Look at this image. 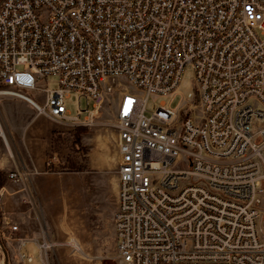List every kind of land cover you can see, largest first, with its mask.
<instances>
[{
	"label": "built area",
	"instance_id": "built-area-1",
	"mask_svg": "<svg viewBox=\"0 0 264 264\" xmlns=\"http://www.w3.org/2000/svg\"><path fill=\"white\" fill-rule=\"evenodd\" d=\"M190 69L189 99L147 116ZM72 94L90 118L116 109L123 264H264V0H0V97L92 123L69 118ZM31 176L20 164L7 178L34 208Z\"/></svg>",
	"mask_w": 264,
	"mask_h": 264
},
{
	"label": "rangeland",
	"instance_id": "rangeland-1",
	"mask_svg": "<svg viewBox=\"0 0 264 264\" xmlns=\"http://www.w3.org/2000/svg\"><path fill=\"white\" fill-rule=\"evenodd\" d=\"M194 72L188 70L175 97L151 96L147 102V116L160 104L177 109L189 99L193 89ZM55 77L48 78L51 88H56ZM20 102L21 106H12ZM72 94L66 100L70 119L80 116L92 123L74 126L56 123L46 118L39 121L38 113L31 106L16 98L0 97V116L6 131L29 134L30 159L35 162L45 158L46 167L40 173L29 171L19 161V149L9 137L8 149L18 166L22 164L32 173L30 192L36 207L24 203L26 192L22 184L9 182L2 194L0 205L8 207V199L17 197L21 214H27V223L14 221L20 232L10 235L7 226H0V264H29L20 260V253L30 254L32 264H123L116 245L114 214L118 206V132L116 129V109L113 103L106 102L94 117L90 118L93 102ZM27 106V108H26ZM52 127V144L47 145L44 130ZM12 152L10 150V147ZM8 154L0 140V158ZM107 165L97 167L102 160ZM56 157V158H55ZM53 161L51 166L48 163ZM16 170V169H14ZM13 170V171H14ZM262 212L261 229L264 235V201L259 205ZM4 231L5 237L1 235ZM21 239V241H20ZM23 244L25 246L21 247ZM22 248V249H20Z\"/></svg>",
	"mask_w": 264,
	"mask_h": 264
},
{
	"label": "crops",
	"instance_id": "crops-1",
	"mask_svg": "<svg viewBox=\"0 0 264 264\" xmlns=\"http://www.w3.org/2000/svg\"><path fill=\"white\" fill-rule=\"evenodd\" d=\"M24 104L28 105V107H30L29 104H27L26 102H24ZM12 106H15L16 108L21 106L20 102H15L13 103ZM27 108V106H26ZM42 118H46L48 120H51L53 122H55L54 120H52L50 117L46 116V115H39L38 118H36L39 121H43ZM4 124V123H3ZM5 132H6V138L7 140L9 139V137H11L15 142H16V146L18 147L20 153H19V161H21V163H23L26 168L33 172V173H40L42 172L45 167H46V163H45V158H41L40 161L35 162L34 160L30 159L31 156H33V153L30 151V147H29V134L27 133L26 135L23 136V134L21 132H19V134L16 131H13L10 129V131H6V128L4 127ZM44 137L46 138L47 141V145L45 146L44 149V157H45V153H47L50 148H51V144H52V134H53V129L52 127H47L44 130ZM2 141V140H1ZM4 142V141H3ZM9 143V140H8ZM7 152L8 154H1L4 155L0 158V173H4L7 174V172L9 171H13L14 169L17 168L18 164L17 162L14 160V154L12 152V149L10 147V150L13 154V156L10 155L9 153V149L7 147V143L4 142ZM10 145V144H9ZM102 160L98 163L97 167H104L107 165V159L105 156L101 155ZM117 163H118V159H117ZM8 181H6L5 185L2 187V194L3 192L6 190V185H8ZM7 203H9L8 207H3V205H0V218H1V222L5 227L6 221L8 220L9 222H14V221H19L22 222V224L27 223L28 219H27V214H21V210H20V203H19V199L17 197H11V199L7 200Z\"/></svg>",
	"mask_w": 264,
	"mask_h": 264
},
{
	"label": "trees",
	"instance_id": "trees-1",
	"mask_svg": "<svg viewBox=\"0 0 264 264\" xmlns=\"http://www.w3.org/2000/svg\"><path fill=\"white\" fill-rule=\"evenodd\" d=\"M6 174L0 173V188H2L6 183ZM2 225L1 218H0V226Z\"/></svg>",
	"mask_w": 264,
	"mask_h": 264
},
{
	"label": "bare ground",
	"instance_id": "bare-ground-1",
	"mask_svg": "<svg viewBox=\"0 0 264 264\" xmlns=\"http://www.w3.org/2000/svg\"><path fill=\"white\" fill-rule=\"evenodd\" d=\"M6 143H7V147H8V145H9L8 140H6ZM9 147H10V146H9ZM11 156H13V154H11Z\"/></svg>",
	"mask_w": 264,
	"mask_h": 264
}]
</instances>
